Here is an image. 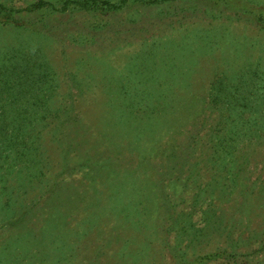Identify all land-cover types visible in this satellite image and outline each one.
Returning a JSON list of instances; mask_svg holds the SVG:
<instances>
[{
    "label": "rangeland",
    "instance_id": "obj_1",
    "mask_svg": "<svg viewBox=\"0 0 264 264\" xmlns=\"http://www.w3.org/2000/svg\"><path fill=\"white\" fill-rule=\"evenodd\" d=\"M81 1L0 0V264H264V0Z\"/></svg>",
    "mask_w": 264,
    "mask_h": 264
},
{
    "label": "trees",
    "instance_id": "obj_2",
    "mask_svg": "<svg viewBox=\"0 0 264 264\" xmlns=\"http://www.w3.org/2000/svg\"><path fill=\"white\" fill-rule=\"evenodd\" d=\"M40 2L34 3L33 5L36 7H40ZM81 5L86 9H97L107 6V9L115 7V5L109 1L105 0H82ZM106 9V8H104Z\"/></svg>",
    "mask_w": 264,
    "mask_h": 264
}]
</instances>
